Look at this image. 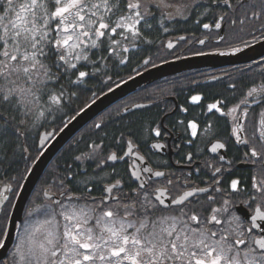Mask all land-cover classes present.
<instances>
[{"label": "snow or ice", "instance_id": "snow-or-ice-1", "mask_svg": "<svg viewBox=\"0 0 264 264\" xmlns=\"http://www.w3.org/2000/svg\"><path fill=\"white\" fill-rule=\"evenodd\" d=\"M3 3L4 0H0V5ZM140 7L141 0H128L125 13L113 21L119 0L115 3L113 0H6L0 14V80L4 82L0 85V105L6 104L13 110L19 108L24 115L35 112L37 119L53 106L59 107L63 91L49 94L51 103L45 101L48 107L41 108L46 81L57 79L61 69H75L77 65L73 61H88L87 52L98 48L102 37L118 34L128 39L130 34L132 39L141 38L137 25L146 20L149 13L146 8L141 12ZM261 8L264 9V5ZM262 15L264 11H252L250 16L245 14L232 23L239 22L243 26L246 21L260 19ZM216 27L220 28V23ZM261 27L264 28V24ZM118 29L122 31L117 33ZM119 44L118 40L111 39L106 50L116 55ZM124 51L128 49L125 47ZM53 55L56 61L50 65L47 60ZM99 59L103 61L105 57ZM91 63L95 65L96 61ZM52 67H56V73L52 72ZM87 75L89 73L79 71L78 79ZM261 90L264 84L260 89L253 88L249 95ZM3 119L5 116L0 113V120ZM216 147L223 145H215L213 151ZM251 155L257 156L255 149L251 150ZM155 175L163 174L156 172ZM261 184L264 185V181ZM236 185L237 181H232V187ZM59 187L60 195L69 191L63 181ZM105 191L110 189L105 188ZM204 191L202 188L187 191L172 203L180 204L194 192ZM43 195L55 193L49 189ZM2 199L7 200V197ZM78 199L71 195L67 203L56 201L59 212L52 210L45 213V219L35 222L30 221L34 210H29L15 245V254L19 256L16 264L21 261L26 264H264V235H253V228L264 231V225L256 223L264 221V212L259 208L251 216L252 227L245 230L237 217L226 221L218 218L216 213L222 209H213L210 218L201 223L195 214L186 220L183 218L186 214L153 218L149 209H155L156 205L147 201L121 204L118 197H113L116 201L113 204L104 197L99 204L89 206L73 202ZM159 203L164 201L159 200ZM42 207L51 209L52 206ZM4 232L0 228V233ZM3 243L0 239V244Z\"/></svg>", "mask_w": 264, "mask_h": 264}, {"label": "flooded vegetation", "instance_id": "flooded-vegetation-1", "mask_svg": "<svg viewBox=\"0 0 264 264\" xmlns=\"http://www.w3.org/2000/svg\"><path fill=\"white\" fill-rule=\"evenodd\" d=\"M225 5L228 6L227 2ZM220 17L221 27L214 30L213 26ZM220 17L208 28L201 27L199 36L191 34L190 56L257 52L255 48L259 47L256 46L264 41L262 27L252 32L254 42L237 47L240 49L238 52L232 49L225 51L223 45L215 46L231 30L226 27L225 14ZM230 25H233L232 21ZM221 30L223 39L216 42ZM202 40L205 42L199 45ZM250 46L252 49L247 51ZM178 58L175 55L174 59ZM181 73L185 75L173 80L169 76L164 77L166 81L160 79L163 82L157 84L153 95L142 92L145 102H129L122 108L124 110L137 103L150 104L144 108L154 105L155 111H147L149 113L144 118L150 121L141 125L144 130L152 129L153 138L142 147L133 142L125 143L120 154L112 153L120 158L127 147L132 146L127 157L119 163H107L110 154L103 159L105 161L101 160L100 166L106 170L96 171L95 174L98 178L106 174L107 178L99 183L100 188L96 187L90 199H96L99 204L106 197L105 188L112 185L109 203H116L113 197H118L121 204L147 201L155 204L162 216L181 217L186 214L183 217L186 220L195 214L201 223L210 218L213 209H222L216 213L222 221L237 217L243 229L251 228V216L256 209L264 212V185L261 184L264 181V90L251 95L249 92L253 88L260 89L264 84V53L248 62L222 63ZM193 96L199 99L193 100ZM213 104L215 108L210 107ZM135 111L125 115L120 113L119 116ZM153 112L156 115L150 119L149 115ZM153 144L158 147L157 151ZM215 145L223 147H216L213 151ZM252 149L256 150L257 156L251 155ZM134 154L144 159L150 171H144L147 168L139 163ZM130 168L135 171L137 180L132 177ZM155 172L163 175L156 176ZM234 180L237 181L235 188L232 187ZM117 181L120 183L117 184ZM140 183H145V186L141 188ZM201 188L206 191L194 192L180 205L162 208L158 203V197L172 204L185 192ZM88 191L91 193L90 188ZM190 223L198 226L196 222ZM256 223L264 225L261 220ZM253 235H264V231L259 227L253 228Z\"/></svg>", "mask_w": 264, "mask_h": 264}, {"label": "trees", "instance_id": "trees-1", "mask_svg": "<svg viewBox=\"0 0 264 264\" xmlns=\"http://www.w3.org/2000/svg\"><path fill=\"white\" fill-rule=\"evenodd\" d=\"M113 2L115 3L116 0ZM225 2L229 7L225 5ZM127 3L128 0H119V9L115 15H112L113 21L125 13ZM262 5H264V0H141L140 11L144 12L146 8L149 13L146 20L137 25L142 33L141 38L132 39L130 34L128 39H124L118 34L102 37L98 41L100 46L91 48L87 52L88 61L77 62L75 69L66 71L61 69L57 79L46 81L41 108L46 109L51 103L48 101L49 94L63 91L64 95L59 107L53 106L50 111H45L43 117L37 119L35 112L24 115L23 110L19 108L13 110L6 104L0 105V113L5 116V119L0 120V187L6 185L10 189L7 192L6 203L0 210V228L6 232L14 200L25 176L39 155L37 140L42 131L55 130L57 132L60 130L92 99H96L109 89L132 77L134 70L144 60L149 59L148 66L152 67L168 61V59L171 60L170 58L174 59L175 55L177 58L190 56L191 34L199 36L202 33L201 27H204L205 24L212 25L221 14H225L226 27L231 30L227 32V36L220 44L214 45H223L222 49L226 51L251 44L254 42L251 39L254 37L252 32H257V29L264 24V15L260 19L246 21L243 26L239 22L231 26L230 22L238 21L245 14L250 16L252 11H264L261 8ZM4 7H6V0L0 5V14H3ZM120 31L122 30L118 29L117 33ZM179 37H185V40L178 41L177 46L171 51L164 48L166 41L177 40ZM111 39L120 42L116 55L106 50L110 46ZM125 47L128 49L127 52L124 51ZM100 57H105V59L101 61ZM55 61V55L50 56L47 60L50 65ZM91 61H96V64L93 65ZM96 68H99L100 71L97 72ZM79 71H85L89 75L78 79ZM52 72H57L56 67H52ZM182 75L185 73L169 76V79L173 80ZM167 78L162 80L166 81ZM162 80L139 87L118 103L107 108L60 149L45 168L31 192L23 211L22 221L17 225L13 245L0 264H16L19 261L15 254V245L23 231L21 226L29 210H34L31 212V222L45 219V213L52 210L57 212L56 204L44 198L45 190L50 189L51 193L58 196L59 185L63 181L65 189L69 190L65 192L66 197L71 195L79 197L78 200L73 201L74 203L97 205L96 199L91 200L90 196L94 195L96 187L100 188L99 183L107 178L96 177V171L106 170L101 168L99 162L113 152L117 155L120 154L125 143L127 145V143L132 144L133 142V144L142 147L153 138L152 129L144 130L141 125L145 121H150L144 118L149 113L147 111H155L154 105L124 117L119 116L120 110L129 102H145L146 98L142 92H150L153 95L157 84H162ZM3 83L0 80V85ZM155 115L153 112L149 118L153 119ZM21 121L24 123L21 124ZM76 157H80V159H76ZM96 181L97 184H95ZM88 183L91 185H87ZM89 188L91 193L88 191ZM66 197H63L61 202L67 203ZM47 205H51V209L42 207ZM5 211L7 215H5ZM159 211L157 207L149 209V215L153 218L160 217L162 214ZM57 219H59L58 216ZM5 232L0 233V239H4ZM20 264H26V262L23 261Z\"/></svg>", "mask_w": 264, "mask_h": 264}, {"label": "water", "instance_id": "water-1", "mask_svg": "<svg viewBox=\"0 0 264 264\" xmlns=\"http://www.w3.org/2000/svg\"><path fill=\"white\" fill-rule=\"evenodd\" d=\"M222 17H220L217 22L214 24L213 29L218 30L216 27L217 23H221ZM223 36L222 30L220 31V35L216 42L221 40ZM185 37H179L177 40L166 41L164 44V48L166 50L171 51L173 47L178 43V41H184ZM205 42V40H202ZM203 42V43H204ZM203 43L199 42V45ZM171 44V47H169ZM259 48H255L257 50L254 54H200L195 56H185L182 58L166 61L160 63L158 65L147 67L149 63V59L144 60L135 70L134 75L127 80L119 83L115 87L111 89V91H106L102 95L98 96L96 99H92V101L83 108V111H79L74 117H72L60 130L55 132V130H50L49 132L42 131L37 140V150L39 151V155L32 167L28 171L25 176L22 185L17 193V196L14 200V203L11 208V212L8 219V224L5 232V237L3 239L4 243L0 245V261L4 260L7 256L8 251L13 245L15 239V233L17 225L22 221L23 211L25 205L30 197L31 192L33 191L35 185L40 179L43 171L48 166V164L53 160L55 155L60 151V149L66 145L70 139H72L84 126L90 123L93 119H95L99 114L105 111L107 108L125 98L132 92L136 91L139 87L150 84L152 82L158 81L164 77L172 76L181 72L191 71L193 69H197L200 67L207 66H215L216 64L226 63L235 64L241 62H248L254 59H257L264 53V41L258 44ZM252 46L247 48V51L251 50ZM148 61V63H145ZM144 69L143 71L138 72L139 70ZM138 72V73H136ZM150 104L137 103L132 106L125 108L122 110L121 115H125L129 112L142 109L147 107ZM155 151L158 150V147L153 144ZM132 146L129 145L125 150L124 154L117 158L115 154H110L106 160L107 163L114 164L123 161L128 153L130 152ZM116 157L115 159H110L109 157ZM145 168L150 171V167L144 161V159L137 154H134ZM131 169V168H130ZM132 177L137 180L135 171L131 169ZM156 173V172H155ZM155 177V176H154ZM139 182V180H138ZM141 188L145 186V183L139 184ZM114 186H108L107 188L111 189ZM10 190L8 186L3 185L0 187V210L6 203V200H3L2 197H7V192ZM106 197L109 200L110 191L104 192ZM65 195H50L44 196L46 200H51L53 204L56 201H61V199ZM69 196L66 197L68 199ZM187 199V198H186ZM185 199V200H186ZM160 200V199H159ZM158 200V203H159ZM185 200L181 201L182 204ZM180 204H168L164 201L163 204L159 205L162 208H168L170 205H180Z\"/></svg>", "mask_w": 264, "mask_h": 264}, {"label": "rangeland", "instance_id": "rangeland-1", "mask_svg": "<svg viewBox=\"0 0 264 264\" xmlns=\"http://www.w3.org/2000/svg\"><path fill=\"white\" fill-rule=\"evenodd\" d=\"M18 2H19V0H18ZM82 60H79V61H73V62H75V63H77V62H81ZM107 177V175L106 174H103L102 176H101V178L100 179H103V178H106ZM59 212V208H58V210H57V213ZM91 223H94L93 221H90V224ZM18 258H19V256H18ZM21 262H23V261H21Z\"/></svg>", "mask_w": 264, "mask_h": 264}]
</instances>
